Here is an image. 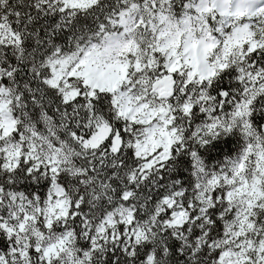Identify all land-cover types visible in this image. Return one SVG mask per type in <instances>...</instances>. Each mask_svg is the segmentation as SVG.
I'll return each instance as SVG.
<instances>
[{
  "label": "snow or ice",
  "instance_id": "obj_1",
  "mask_svg": "<svg viewBox=\"0 0 264 264\" xmlns=\"http://www.w3.org/2000/svg\"><path fill=\"white\" fill-rule=\"evenodd\" d=\"M0 264H264V0H0Z\"/></svg>",
  "mask_w": 264,
  "mask_h": 264
}]
</instances>
